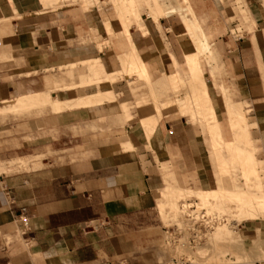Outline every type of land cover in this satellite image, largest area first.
I'll list each match as a JSON object with an SVG mask.
<instances>
[{
    "label": "rangeland",
    "instance_id": "rangeland-1",
    "mask_svg": "<svg viewBox=\"0 0 264 264\" xmlns=\"http://www.w3.org/2000/svg\"><path fill=\"white\" fill-rule=\"evenodd\" d=\"M39 2L65 21L83 23L87 32L96 26L101 35L97 54H105L107 68L115 73H106L99 58L89 59L50 70L51 92L0 104V149L10 151L9 166L26 169L33 160L75 161L131 149L141 143L132 120L140 116L136 111H155L156 119L144 124L145 137H151L160 120L162 125L177 123L182 135L195 138L193 146L200 149L204 166L199 178L184 175L175 182L170 175L172 184L161 193L160 214L167 231L163 241L170 258L176 264H264V0ZM129 29L148 33L149 55L140 58ZM9 33L0 29V35ZM128 43L139 64L131 61ZM190 54L198 61L211 101L212 110L203 115L188 84L184 57ZM57 89L71 92L62 95ZM65 97L72 98L61 100ZM55 102L65 104L56 109ZM180 107L188 109L182 113ZM232 110L241 119L235 131L229 126ZM229 143L251 159L229 154ZM167 167L161 164L162 170ZM199 179L207 183L200 186ZM174 190L179 192L171 194ZM214 220L205 234L202 229ZM191 223L202 236L192 244Z\"/></svg>",
    "mask_w": 264,
    "mask_h": 264
},
{
    "label": "crops",
    "instance_id": "crops-1",
    "mask_svg": "<svg viewBox=\"0 0 264 264\" xmlns=\"http://www.w3.org/2000/svg\"><path fill=\"white\" fill-rule=\"evenodd\" d=\"M83 25L65 21L39 0H0V29L10 32L0 35V57L8 59L0 62V104L51 92L50 70L89 59L99 58L104 71L114 74L105 54H97L96 26L87 32ZM129 33L140 58L149 55L148 33ZM136 112L140 116L132 120L141 143L128 150L75 161L33 160L19 169L9 166L10 151L0 149V264H175L163 241L161 193L172 184L170 175L175 182L202 175L201 152L177 123L158 121L147 139L144 124L156 119L155 111ZM205 183L199 179L200 186ZM22 209L28 218L24 236L17 221Z\"/></svg>",
    "mask_w": 264,
    "mask_h": 264
},
{
    "label": "bare ground",
    "instance_id": "bare-ground-1",
    "mask_svg": "<svg viewBox=\"0 0 264 264\" xmlns=\"http://www.w3.org/2000/svg\"><path fill=\"white\" fill-rule=\"evenodd\" d=\"M46 4V3H45ZM131 5V4H130ZM199 31V30H198ZM193 36V35H192ZM194 36L195 37H197V34H195L194 33ZM191 39V38H190ZM197 39H198V37H197ZM191 42V41H190ZM194 44V43H193ZM194 46H195V44H194ZM128 47H130L131 48V50H132V52H133V57H132V59H131V61H133V62H135V63H137V64H139V61H138V58H139V56L137 55V53H136V51H135V49H134V47L130 44V43H128ZM130 50V51H131ZM127 56V55H126ZM128 57V56H127ZM126 57V58H127ZM130 57V56H129ZM128 57V59H130ZM133 58H135V60H133ZM173 58V57H172ZM184 59H185V61H186V64H187V67H188V73H189V81H188V84H189V87H190V89L192 90V92H193V99H194V104H195V106H196V108L198 109V110H200V112L202 111V115H203V113L204 112H206V111H208L209 112V110H212V106H211V101H210V99L208 98V95H207V90H206V86H205V83H204V80H203V77H202V72H201V69H200V67H199V64H198V61L196 60V57L194 56V55H192V54H190V55H186L185 57H184ZM175 60V59H174ZM174 67H176L175 65H174ZM144 70V72H145V69H143ZM171 76H173V75H169L168 77L170 78ZM167 77V78H168ZM168 78V79H169ZM147 80H148V78H147ZM148 82V81H147ZM35 95V94H34ZM37 95V94H36ZM37 97V96H36ZM39 97V96H38ZM40 98V97H39ZM82 101H83V99H81ZM49 101V100H48ZM16 102V101H15ZM12 104L14 103V102H11ZM29 103V102H28ZM34 103V102H33ZM25 104V103H24ZM63 104H65V103H61V102H55L54 103V108L56 107V109L57 108H59L60 106H62ZM79 104H82L81 102L79 103ZM88 104V103H87ZM78 105V104H77ZM26 106V105H25ZM14 107H16V106H14ZM63 107V106H62ZM230 107V106H229ZM181 108H183V107H180V111H181ZM195 108V109H196ZM186 109H188V108H186ZM185 109V110H186ZM191 109H193V108H191ZM195 109H193L194 111H197V113H198V110H195ZM231 109V108H230ZM184 110V111H185ZM184 111H181L182 113L184 112ZM227 111V110H226ZM237 111V110H236ZM228 112V111H227ZM199 114V113H198ZM197 114V115H198ZM201 114V113H200ZM199 114V115H200ZM209 114V113H208ZM213 114V113H212ZM190 115V114H189ZM201 115V116H202ZM205 115V114H204ZM207 115V114H206ZM229 117H230V123L229 124H231V125H229L230 127L232 126V128L231 129H234V131H235V129H237V127H238V125H239V123H240V120L241 119H239V117L236 115V113L235 112H233V110L232 111H229ZM156 116H157V114H156ZM187 116V115H186ZM209 116V115H208ZM204 117V116H203ZM202 117V118H203ZM228 117V118H229ZM242 117V116H241ZM202 118H200V119H202ZM212 118V117H211ZM210 118V119H211ZM214 119V118H213ZM160 120V119H159ZM202 120H204V118L202 119ZM206 120V119H205ZM212 120V119H211ZM243 120V119H242ZM208 121V120H207ZM214 121V120H213ZM212 121V122H213ZM211 123V122H210ZM243 123V122H242ZM216 124V123H215ZM243 125V124H242ZM245 125V124H244ZM217 126V125H216ZM240 126V125H239ZM212 127H215V126H212ZM212 130V129H211ZM211 130H209V131H211ZM217 130V129H216ZM244 131H245V129H244ZM239 132V131H238ZM246 132V131H245ZM215 133V132H214ZM212 134V133H211ZM210 134V135H211ZM236 135H237V133H236ZM241 138H242V136H241ZM239 139V138H238ZM234 142V141H233ZM239 143V142H238ZM217 144V143H216ZM219 144V143H218ZM224 144V143H223ZM230 145H232L231 143H229ZM227 145V144H226ZM230 145H227V146H229L228 147V149H227V151L228 152H230L229 154H231V153H233V154H236V156H238V157H240V158H244V160H249V159H251V158H248V154L246 155L239 147H238V145L237 146H230ZM221 146V145H220ZM246 150H248V149H246ZM251 151V150H250ZM247 152V151H246ZM251 153V152H250ZM249 156H251V155H249ZM203 191H205V190H203ZM177 192H179V191H176V190H174V191H172L171 192V194H175V193H177ZM168 194H170V193H168ZM207 194H208V192H207ZM213 194V193H212ZM215 194V193H214ZM215 196V195H214Z\"/></svg>",
    "mask_w": 264,
    "mask_h": 264
},
{
    "label": "built area",
    "instance_id": "built-area-1",
    "mask_svg": "<svg viewBox=\"0 0 264 264\" xmlns=\"http://www.w3.org/2000/svg\"><path fill=\"white\" fill-rule=\"evenodd\" d=\"M189 218V217H188ZM187 218V219H188ZM201 218L203 219L204 218V216L203 215H201ZM17 221L21 224V230H20V233H21V235L22 236H24V235H26V233L28 232V218H27V216H26V213H25V210L24 209H22L21 211H20V213H19V215L17 216ZM188 222H191V220H190V218H189V220H188ZM216 222L217 221H215L214 220V222L210 225V223H209V225L208 224H206V225H208V226H205L202 230H204L205 231V234H207L206 232H209V230L211 229V228H213L212 226H214L215 224H216ZM190 229V230H189ZM189 229H188V232L190 233V235H191V239H189V243H194L195 241H197L198 240V238L200 237H202V236H197L198 234L196 233V228H195V226H194V223H191V225H190V227H189ZM194 231V232H193ZM204 234V235H205ZM203 235V236H204ZM173 261H174V263L176 264V263H178L175 259H173ZM179 264H182V263H179Z\"/></svg>",
    "mask_w": 264,
    "mask_h": 264
}]
</instances>
